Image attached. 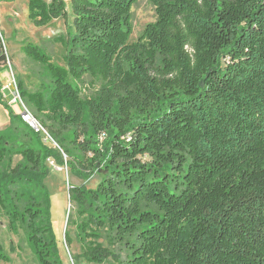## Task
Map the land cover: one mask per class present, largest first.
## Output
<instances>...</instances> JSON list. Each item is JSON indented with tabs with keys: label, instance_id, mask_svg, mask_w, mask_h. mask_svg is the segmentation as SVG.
Segmentation results:
<instances>
[{
	"label": "trees",
	"instance_id": "16d2710c",
	"mask_svg": "<svg viewBox=\"0 0 264 264\" xmlns=\"http://www.w3.org/2000/svg\"><path fill=\"white\" fill-rule=\"evenodd\" d=\"M69 1L72 24L54 38L63 65L26 44L49 82L35 92L17 82L58 149L0 85L8 229L24 231L39 264H63L44 185L52 160L78 180L100 179L67 192L89 263L264 264V0H151L156 21L136 42L131 8L140 0ZM65 2L27 0L28 21H66ZM85 76L101 87L82 99L71 81ZM64 240L72 244L68 232ZM9 260L0 243V262Z\"/></svg>",
	"mask_w": 264,
	"mask_h": 264
},
{
	"label": "rangeland",
	"instance_id": "374dc122",
	"mask_svg": "<svg viewBox=\"0 0 264 264\" xmlns=\"http://www.w3.org/2000/svg\"><path fill=\"white\" fill-rule=\"evenodd\" d=\"M26 1L27 0H0L1 18L8 15L4 23L5 30L0 26V32L7 47L8 57L11 62V72L15 83L17 84L20 80L23 82V86L28 92H35L42 83L47 84L49 82L48 75L45 69L29 59L22 52L21 48L29 43L37 45L51 55L55 63L63 65L62 55L65 51L60 44L54 42V38L66 35L67 25L72 24L73 16L70 1L66 0V21L64 19H58L52 21L46 27L35 28L28 21V14L26 13L25 7L27 4ZM131 15L132 34L129 41L136 42L145 26L156 21L155 7L151 0H140L132 6ZM71 82L82 99L97 94L101 87L100 80H91L88 76H85L81 82ZM26 107L28 108L27 105ZM1 108V111H5L3 107ZM29 111L31 112L30 109ZM6 118L8 123L9 117L7 113ZM64 137L68 138L69 132L65 133ZM48 146L58 149L57 144L55 146L53 143H49ZM19 159V157H16L14 160L15 163ZM64 159L67 160L68 158L64 157ZM46 166L48 168V175L44 179V185L49 194L50 222L62 263L94 264L87 262L82 257L81 244L78 240L76 226L70 224L71 221L76 225L80 222L76 215L77 206L69 202L67 192L69 186L73 185H84L88 189H94L100 179L98 176H93L87 181L78 180L71 177L66 166L61 167L62 171L56 170L57 166L52 160H48ZM66 232L69 233L72 239V244L70 246L67 245L64 240V234ZM0 243L10 259L9 262H0V264H39L31 246L27 242L24 231L19 229L17 233L11 232L8 229V219L1 211ZM104 246H106V244H104ZM117 255L120 256L118 253ZM102 264L118 263L110 258Z\"/></svg>",
	"mask_w": 264,
	"mask_h": 264
},
{
	"label": "built area",
	"instance_id": "2783aa9c",
	"mask_svg": "<svg viewBox=\"0 0 264 264\" xmlns=\"http://www.w3.org/2000/svg\"><path fill=\"white\" fill-rule=\"evenodd\" d=\"M0 50L2 55L4 56L3 66L6 67L10 75V79L8 83L1 88V95L3 100L8 104L9 107L15 110V113L20 116V118L24 123H26L35 133L41 136L44 144L48 145L49 143L50 144L53 143L56 146V144L51 139L47 131L39 123V121L32 115V113L26 107V103L21 98L17 84L15 83L14 77L11 72V62L8 57L7 47L5 45L4 38L2 37L1 32H0ZM56 170L62 171V168L57 166Z\"/></svg>",
	"mask_w": 264,
	"mask_h": 264
},
{
	"label": "crops",
	"instance_id": "0c3cea01",
	"mask_svg": "<svg viewBox=\"0 0 264 264\" xmlns=\"http://www.w3.org/2000/svg\"><path fill=\"white\" fill-rule=\"evenodd\" d=\"M0 4H1V2H0ZM25 7H26V13L28 14L27 4H26ZM0 8H1V5H0ZM7 17H8V15L5 16L4 18H1V14H0V26L2 27L3 30H5V24L4 23H5V20H6ZM8 81H9V73H8L6 67L2 65V66H0V85H1V88L4 85H6L8 83ZM1 107L2 106L0 105V108ZM1 110H2V108L0 109V130H3V129L8 127L9 122L7 123V118H6V113L7 112L6 111H1Z\"/></svg>",
	"mask_w": 264,
	"mask_h": 264
},
{
	"label": "water",
	"instance_id": "95a60500",
	"mask_svg": "<svg viewBox=\"0 0 264 264\" xmlns=\"http://www.w3.org/2000/svg\"><path fill=\"white\" fill-rule=\"evenodd\" d=\"M2 55V53H1V50H0V56Z\"/></svg>",
	"mask_w": 264,
	"mask_h": 264
}]
</instances>
